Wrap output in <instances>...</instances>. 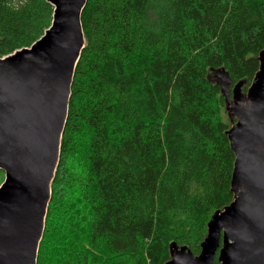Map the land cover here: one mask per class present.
I'll use <instances>...</instances> for the list:
<instances>
[{
    "label": "trees",
    "instance_id": "1",
    "mask_svg": "<svg viewBox=\"0 0 264 264\" xmlns=\"http://www.w3.org/2000/svg\"><path fill=\"white\" fill-rule=\"evenodd\" d=\"M27 11L0 0V58L50 27L47 0ZM80 25L36 264H165L171 242L197 255L211 215L232 201L214 72L245 92L264 0H87Z\"/></svg>",
    "mask_w": 264,
    "mask_h": 264
},
{
    "label": "water",
    "instance_id": "2",
    "mask_svg": "<svg viewBox=\"0 0 264 264\" xmlns=\"http://www.w3.org/2000/svg\"><path fill=\"white\" fill-rule=\"evenodd\" d=\"M87 0H47L52 22L29 48L0 58V264H36L57 166L70 87L84 38ZM245 92L224 69L214 83L230 122L232 201L216 210L193 255L168 245L165 264H264V49Z\"/></svg>",
    "mask_w": 264,
    "mask_h": 264
},
{
    "label": "rangeland",
    "instance_id": "3",
    "mask_svg": "<svg viewBox=\"0 0 264 264\" xmlns=\"http://www.w3.org/2000/svg\"><path fill=\"white\" fill-rule=\"evenodd\" d=\"M19 6L22 7L26 12H28L29 0H18Z\"/></svg>",
    "mask_w": 264,
    "mask_h": 264
}]
</instances>
